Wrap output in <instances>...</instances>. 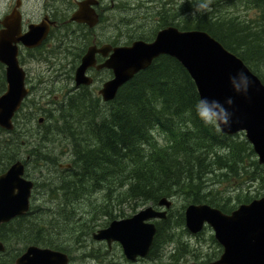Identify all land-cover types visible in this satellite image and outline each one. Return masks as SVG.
Instances as JSON below:
<instances>
[{"label": "trees", "instance_id": "trees-1", "mask_svg": "<svg viewBox=\"0 0 264 264\" xmlns=\"http://www.w3.org/2000/svg\"><path fill=\"white\" fill-rule=\"evenodd\" d=\"M233 1L224 2L230 7ZM248 1L262 13L259 22L230 17L223 19L216 14L213 3L211 12L197 18L182 20L179 15L176 25L183 31L207 32L241 58L264 83L261 72L264 65V0ZM0 69L3 93L6 82L1 64ZM68 98L65 102L55 103L57 113L51 112L56 120L51 122L55 128L46 129V134L43 132L42 144L29 155L31 160L25 161L29 166L33 156H38L41 159H36L35 164L39 166L38 161L43 162V157L45 165L56 169L60 164L58 156L51 155V147L44 141L54 144L66 136L67 146L73 147V171L68 176L70 178L56 176L48 181L53 182L56 188L46 184L55 195L67 191L64 198L59 197L61 206H73L80 196L90 191H105L109 197L114 189L115 194L125 198L130 205L149 202L156 205L163 198L181 197L190 204H208L227 214L239 205L259 198L258 195L239 194L237 206H229L232 197L221 192L220 186L227 184L240 189L246 184H261L264 187V166L258 163L243 134L225 136L213 127L205 126L199 119L195 111V104L200 99L197 87L175 59L163 56L156 60L149 69L126 84L116 100L103 110L100 100H95L86 91ZM17 131L18 128L14 132L0 129V134L13 136ZM11 141L15 140L5 137L0 141V167L8 168L18 161L22 146L17 141L13 147ZM39 183L38 180L36 188ZM33 210L35 208L0 229V239L7 246V251L0 255L1 264L14 262L32 245L67 252L58 240L64 235L59 221L65 214L61 213L66 211L58 209L47 227ZM111 216L112 220L115 219ZM171 219L169 216L166 221L157 223L158 232L151 257L173 241ZM180 221L184 222V217ZM54 226L58 227L57 231L53 230ZM15 245L14 257L5 262V255Z\"/></svg>", "mask_w": 264, "mask_h": 264}, {"label": "water", "instance_id": "water-1", "mask_svg": "<svg viewBox=\"0 0 264 264\" xmlns=\"http://www.w3.org/2000/svg\"><path fill=\"white\" fill-rule=\"evenodd\" d=\"M73 20L94 27L99 17L89 6H81ZM21 22L19 11L3 20L0 18L3 27L0 30V63L6 67L7 83L5 93L0 96V128L8 132L15 130L14 119L30 93L26 85L27 75L19 60L20 45L28 49L36 48L42 45L49 31L43 25H31L29 32L22 35ZM95 55L96 49L90 48L83 57L75 74L77 88L93 85L94 81L87 71L95 66ZM162 56L175 59L185 68L200 98L215 99L221 103L228 97L233 99L229 108L233 113L231 127L225 128L222 134L235 136L244 133L259 164L264 165V83L241 58L207 32L181 31L171 26L160 31L151 43L139 41L131 47L115 49L99 68H107L114 73V78L106 82L99 93L103 101H114L124 85ZM241 71L253 82L246 96L237 95L230 84V77ZM43 122V119L40 120V124ZM34 187L35 183L26 178V166L22 161L14 163L0 176V228L30 212ZM172 207V200L163 198L158 202V209L149 206L131 218L115 220L107 228L93 234V239L106 242L109 246L118 243L130 262L145 259L158 232L154 222L166 220ZM185 225L192 235L210 227L223 249L215 262L194 264H264V196L241 205L231 214L207 204H191L185 211ZM5 251V245L0 241V253ZM69 262V256L61 251L32 245L13 264Z\"/></svg>", "mask_w": 264, "mask_h": 264}, {"label": "rangeland", "instance_id": "rangeland-1", "mask_svg": "<svg viewBox=\"0 0 264 264\" xmlns=\"http://www.w3.org/2000/svg\"><path fill=\"white\" fill-rule=\"evenodd\" d=\"M144 1L154 2V0ZM165 1V4L170 2L167 4V7H171L172 9L174 8L177 17L180 15V19L182 20H190L193 19V17L197 18L198 15H201L200 13H195V16H193L195 11L193 6L196 3L195 0ZM224 1L225 0H212V4H215L216 14L223 19L230 17L254 23L259 22L262 18V13L258 9L252 7L248 0H234L232 6L230 7L229 5H226ZM14 2L15 0L1 1V17L10 13V8ZM125 2L126 0H116L118 5H114V7L111 8L112 10L110 9L109 25L112 24L113 28L109 27L108 31H111L114 34L118 33V35H121L120 28L126 18H128L129 25L135 21V23H138L139 26H144L142 25L143 21L140 17L142 10L128 12L130 9H127ZM107 3L110 4L111 0H108ZM33 11L37 12L33 9L29 10V13H27L28 18L33 17ZM36 17L37 15H35V18ZM178 18L176 23L179 22ZM142 33L149 35L150 29H147L146 32ZM22 58L26 70H29L30 73L29 79L31 83L29 84V87L32 89L34 88L35 90L33 89L30 98L25 103L24 110L17 116L15 125L16 128H18V131L16 134L13 136L0 134V141H3L5 137H8V139L11 140L12 137L15 140L11 141L13 147L17 144V141H19L20 146L22 147L19 148L20 155H18V160L24 161L30 154H32L36 147L42 144L41 137H43L44 133L46 134V129H49L53 125L51 122L56 121L54 115H51V112L56 110L57 105L55 103L65 102L66 98L72 97L73 95L81 92H76L75 94L69 93L76 87L74 83V73L70 72V70L63 72L56 71L59 70L60 64L66 66L65 60L62 58L58 57L47 60L41 58L38 60L36 58H30L26 53H24ZM54 67L56 70H54ZM261 70L264 75V65L261 66ZM64 72H66V74ZM1 75L2 69H0V81ZM101 77L106 79L108 75L104 74ZM101 83L102 81L99 80V82L88 91V93L94 96L95 100H98L97 95L98 90L102 85ZM1 84L0 96L4 93L1 92ZM4 89L6 90V85ZM99 104L101 105V110H103V107L106 106L103 104V101H100ZM56 113L57 112L55 111L54 114ZM30 118L31 121L29 120ZM40 118H45L47 121L43 125H40L38 122ZM82 131L83 130L80 132ZM84 133H86V131H84ZM65 137L66 136L63 135V138L56 140L54 144L44 141L45 145L50 143L52 150L51 155L58 156L60 164L64 166L68 164L72 165L73 163V158L68 150L69 146H67ZM36 159L39 160L41 158L33 156L31 162L32 164L27 167L28 179L34 181L35 183L38 180L40 182V185L34 189L31 206L32 209L35 208L33 211L39 218L40 222L47 227H49L52 223L54 218L53 216L57 214L58 209L62 208L64 211L68 212L61 213L65 214L59 221V226L61 225L59 228L64 229V235L58 237V240L60 241V244L67 249L66 253L70 257V264H193L214 261L221 256L222 249L219 247L217 242H214V232L210 227H206L205 230L198 236L191 235L187 230L185 225V211L190 203L186 198L178 197L173 199L174 205L169 213V216H172L171 225L173 227V241H170V243H167L164 247H162L158 256L154 255L151 258L141 260L137 263L129 262L126 260L120 245L113 244V246L109 248L106 243L95 242V240L91 237H93V234L97 230L107 227L113 220L131 218L141 210L152 205V203L149 202L147 204L145 203V205L141 204L138 206H136L135 203L130 205L125 201V198H121V196L119 197L118 193L115 194L114 189L112 196L109 197L106 196L105 191L86 192L88 194H85L82 197L80 196L79 199L74 202L73 206H69L68 208L63 207L61 206L59 197L64 198L63 195L66 196L67 191H60L61 193H58L57 195L53 194L49 186H52L53 188H56L57 186H53V182L50 183L48 181L50 179L53 180L56 176L59 178H70L68 176L71 175V171H73V169L68 171L66 170V167L59 168L58 166L56 169L52 168L53 166L51 165L48 167L45 165L46 163H44L43 157V162L38 161L39 166H36ZM8 168H6V166L0 167L1 174L6 172ZM41 179L43 180L42 182ZM44 180H46L47 183L44 184ZM46 184H49V186ZM58 186H60V184ZM220 191L232 197L231 204L229 205L230 207L233 205L234 207L237 206L238 203L236 202V197L239 194L249 196L258 195L259 198L264 196V187L261 184H254V186L246 184L240 189L225 184L224 186H220ZM111 215H113L115 219L112 220ZM183 217L184 222L180 221ZM56 218L58 217L56 216ZM56 223L57 222L54 224ZM52 228L55 231L58 230L57 226ZM16 248L17 245L11 248L12 250L5 255V262H8L9 259L14 257L13 255Z\"/></svg>", "mask_w": 264, "mask_h": 264}, {"label": "flooded vegetation", "instance_id": "flooded-vegetation-1", "mask_svg": "<svg viewBox=\"0 0 264 264\" xmlns=\"http://www.w3.org/2000/svg\"><path fill=\"white\" fill-rule=\"evenodd\" d=\"M1 1L2 0H0V3ZM107 2L108 0H15L14 4H12L10 8V13L6 14L4 17L19 11L22 16V35L29 32L31 25H43L49 29L47 38L42 45L32 49H27L23 45H20V62L23 67L25 68L22 58L24 53L29 55L30 58H36L38 60L41 58L47 60L59 57L65 60L66 66L60 64L59 70H56L55 67L54 70L57 72L70 70V72L76 74L77 69L82 63L83 57L87 54L90 48H95V66L89 68L87 71L88 76L93 79L94 85L90 88L85 86H81L79 88L75 87L76 89H73L72 92L69 93L83 92L85 90L89 91L99 82V80H101L102 85L98 90L99 96L97 95V99L100 100L101 98L99 93L101 88L106 82L114 78V73L110 69L99 68L106 63L115 49L131 47L134 43L139 41L151 43L155 41L160 31L171 27V25L176 26L177 24L176 22L178 17L175 13V9L167 7L165 0H154V2H145L144 0H126L125 3L127 5V9H130L128 12L142 10L140 17L143 18L142 25L144 26H139L138 23L134 22V25L131 23L129 25L128 18H126L120 28L121 35H118V33L114 34L111 31H108L109 27L113 28L112 24L109 25L110 20L108 21V19L110 18L109 12L116 4V0H111L110 4ZM18 3L20 4L19 7H17ZM81 6H89L90 9L95 11L99 17V22L96 26L91 27L87 23H79L73 20L74 15L80 10ZM30 8L37 12L33 11V17L28 18L27 13L31 10ZM164 9L168 10L165 11ZM35 15H37L36 18ZM151 19L152 21H150ZM1 29H3V27L0 25V30ZM147 29H150L149 35L142 33L146 32ZM123 43L125 44L123 45ZM25 71L27 75L26 82L29 87V84L31 83L29 79L30 73L29 70H26V68ZM64 73L66 74V72ZM104 74L108 75L106 79L101 77ZM30 90L32 93V88H30ZM42 119L44 120V118H40L39 120ZM59 166L62 167L64 165L60 164ZM66 170L71 171L72 168H67ZM111 247L109 246V248ZM151 253L152 249L148 258H151Z\"/></svg>", "mask_w": 264, "mask_h": 264}, {"label": "clouds", "instance_id": "clouds-1", "mask_svg": "<svg viewBox=\"0 0 264 264\" xmlns=\"http://www.w3.org/2000/svg\"><path fill=\"white\" fill-rule=\"evenodd\" d=\"M211 4L212 0H197L193 5L195 9L193 16H195V13L211 12ZM230 84L237 95L246 96L253 82L245 72L241 71L230 77ZM233 102L231 97H228L223 103L215 99L200 98L195 104L196 115L205 126H211L217 133H222L225 128L231 127L233 113L229 111V108Z\"/></svg>", "mask_w": 264, "mask_h": 264}, {"label": "bare ground", "instance_id": "bare-ground-1", "mask_svg": "<svg viewBox=\"0 0 264 264\" xmlns=\"http://www.w3.org/2000/svg\"><path fill=\"white\" fill-rule=\"evenodd\" d=\"M167 2H168V1H167ZM172 2H173V1H172ZM169 3H170V2H169ZM169 3H167V4H169ZM174 3H175V1H174ZM115 5H118V4L116 3ZM175 5H177V4H175ZM170 6H171V4H170ZM118 7H119V6H118ZM163 8H164V7H163ZM121 10H122V8H121ZM125 10H126V9H125ZM164 10H165V9H164ZM167 10H168V9H167ZM167 10H165V11H167ZM160 11H161V10H160ZM168 13H169V12H168ZM151 15H152V14H151ZM149 16H150V15H149ZM149 16H148V17H149ZM152 16H153V15H152ZM156 16H157V15H156ZM150 17H151V16H150ZM153 17H154V16H153ZM107 18H108V17H107ZM133 19H134V17H133ZM140 19H141V18H140ZM140 19H139V20H140ZM142 19H143V18H142ZM154 19H155V18H154ZM108 20H109V19H108ZM148 20H149V18H148ZM148 20H147V21H148ZM126 21H127V20H126ZM130 21H131V20H130ZM133 21H134V20H133ZM137 21H138V20H137ZM150 21H152V19H151ZM121 23H122V22H121ZM125 23H126V22H125ZM129 23H130V22H129ZM134 23H135V21H134ZM153 23H154V22H153ZM156 23H157V22H156ZM186 23H187V22H186ZM104 24H105V23H104ZM126 24H127V23H126ZM131 24H133V23H131ZM133 25H134V24H133ZM157 26H158V25H157ZM157 26H156V27H157ZM171 26H172V25H171ZM176 26H177V25H176ZM176 26H174V27H176ZM186 26H187V24H186ZM186 26H184L183 28H185ZM102 27H103V26H102ZM178 27H179V26H178ZM180 27H181V26H180ZM180 27H179V28H180ZM157 28H158V27H157ZM157 28H156V29H157ZM181 28H182V27H181ZM181 28H180V29H181ZM187 28L190 29L191 27L189 28V25H188ZM187 28H186V29H187ZM159 29H160V28H159ZM184 31H185V30H184ZM155 35H156V34H155ZM114 39H115V38H114ZM114 41H115V40H114ZM136 41H138V40H136ZM136 41H135V42H136ZM124 44H125V43H123V45H124ZM75 56H77V55H75ZM78 56H79V55H78ZM73 57H74V56H73ZM82 57H83V56H82ZM80 58H81V57H80ZM73 62H74V61H73ZM78 62H79V61H78ZM76 63H77V62H76ZM74 83H75V82H74ZM74 87H75V86H74ZM74 89H76V88H74ZM78 90H79V89H78ZM85 91H86V90H85ZM86 93H88V92L86 91ZM82 94H83V93H82ZM83 95H84V94H83ZM69 98H70V97H69ZM69 98H68V99H69ZM115 100H116V99H115ZM115 100H114V101H115ZM114 101H111V102H108V103L103 102V104L106 105L105 107H107V106H110ZM99 105H100V104H99ZM100 106H101V105H100ZM52 110H53V109H52ZM51 127H52V128H51ZM51 127H50V128H51L52 130L55 128L54 125H52ZM50 128H49V129H50ZM47 131H48V130H47ZM47 131H46V132H47ZM48 145H50V144H48ZM80 149H81V148H80ZM68 150H69L70 153H71V152L73 151V147H72L71 145H69ZM63 152H64V151H63ZM71 154H72V153H71ZM30 160H31V158L28 156V157L26 158L25 161L28 162V161H30ZM190 205H191V204H190ZM82 234H83V233H82ZM83 238H84V237H83ZM91 238H92V237H91ZM82 241H83V240H82ZM92 241H93V240H92ZM95 242H96V241H95ZM80 245H81V244H80ZM89 251H90V250H89ZM104 252H105V251H104ZM153 254H154V253H153ZM101 255H103V254H101ZM154 255H157V256H158V254H156V253H155ZM103 256H104V255H103ZM103 256H102V257H103ZM94 257H95V256H94ZM103 258H104V257H103ZM154 258H155V257H154ZM88 259H89V258H88ZM104 259H105V258H104ZM100 260H101V259H100ZM126 260H127V259H126ZM108 261H110V260H108ZM103 262H104V261H103Z\"/></svg>", "mask_w": 264, "mask_h": 264}]
</instances>
